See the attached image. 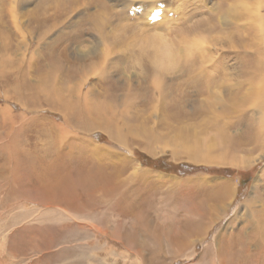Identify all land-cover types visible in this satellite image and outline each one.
I'll use <instances>...</instances> for the list:
<instances>
[{
	"label": "rangeland",
	"instance_id": "rangeland-1",
	"mask_svg": "<svg viewBox=\"0 0 264 264\" xmlns=\"http://www.w3.org/2000/svg\"><path fill=\"white\" fill-rule=\"evenodd\" d=\"M51 17L61 21L44 32L40 21ZM0 29L7 36L0 38L7 47L4 56L22 69L0 75V264H206L215 245L211 238L219 244V232L229 235L241 228L237 234L242 232V238L251 232L252 214H264V200L258 198L264 191V104L253 83L255 71H264V0H0ZM155 37L170 47L167 62L159 64L152 56ZM51 50L55 56L59 50L66 54L78 73L73 82L81 84L89 103L107 98L111 111L102 118L111 122L110 130L83 120L84 109L90 110L86 104L77 114L80 121L70 116L71 126L64 128L66 112L52 111L43 98L32 97L30 89L40 84L38 64ZM27 69L31 74L22 72ZM65 75L56 86L68 81ZM9 133L17 143L6 144ZM16 146L33 153L53 150L48 160L58 156L60 162L54 172L101 170L112 175L111 181H100L96 189L77 186L78 204L54 200L35 185L36 174L14 171L10 153ZM221 182L230 190L228 205L220 208L223 219L202 242L181 252L164 245L154 260L150 253L155 247L141 226L134 239L150 244L145 250L124 241L131 222L140 218L163 238L170 218L188 217L184 211L191 196L223 187ZM106 183L113 187L104 191ZM236 207V218L228 221Z\"/></svg>",
	"mask_w": 264,
	"mask_h": 264
},
{
	"label": "bare ground",
	"instance_id": "bare-ground-1",
	"mask_svg": "<svg viewBox=\"0 0 264 264\" xmlns=\"http://www.w3.org/2000/svg\"><path fill=\"white\" fill-rule=\"evenodd\" d=\"M10 14V13H9ZM12 14V13H11ZM12 17H10V22H14V18L13 15H11ZM51 16V15H50ZM105 16V15H103ZM107 16V15H106ZM101 17V15H100ZM98 17V18H100ZM45 18V17H43ZM46 19V18H45ZM57 17H54L49 22H41L40 21V25H41V29L44 28V32H49L51 30H53L58 24L59 21H61L60 19H57ZM6 20V19H5ZM9 20V19H8ZM100 20V19H99ZM4 21V20H3ZM94 22H99V21H94ZM5 24V23H3ZM15 25V23H12ZM36 25V24H35ZM4 26V25H3ZM10 26V25H9ZM32 26V25H31ZM34 26V24H33ZM32 26V27H33ZM6 27V26H5ZM13 27V26H12ZM31 27V28H32ZM257 27V26H256ZM19 28V27H18ZM13 29V28H12ZM1 30V29H0ZM8 30V29H7ZM13 31V30H12ZM18 31V30H16ZM37 31V30H36ZM35 31V32H36ZM256 32V31H255ZM258 32V31H257ZM17 33V32H15ZM1 40H3L4 38H7V36H4L3 33H1ZM15 35V34H14ZM13 35V36H14ZM254 35V34H253ZM257 35V34H256ZM256 35H254L256 37ZM38 37V36H37ZM41 37V36H40ZM12 38V37H11ZM22 38V37H21ZM158 38V37H157ZM155 38H152L150 40V45L153 47V58H155L156 62H158L159 64H161L162 62H167L170 58V47L163 42L162 40H159ZM73 38L71 37V40ZM183 39V38H182ZM10 40V39H9ZM7 40V42L9 41ZM70 40V42H71ZM188 40V38H187ZM186 40V41H187ZM256 41V40H255ZM37 42V41H36ZM63 42V41H62ZM66 42V41H65ZM69 42V41H68ZM189 42V41H188ZM259 45L260 43V38L259 41H256ZM255 42V43H256ZM6 43V42H4ZM64 43V42H63ZM190 43V42H189ZM9 44V43H7ZM37 44V43H36ZM39 44V43H38ZM33 45V44H32ZM70 45V44H68ZM255 45V44H254ZM29 46V45H28ZM6 46L5 45H0V75H6L5 70H8L10 68V70L12 69L13 71H20L21 72V68L16 65V62L13 60H10L7 56L9 55H5L6 53ZM16 47V46H15ZM63 47V46H62ZM257 47V45H256ZM259 47V46H258ZM14 48V47H13ZM28 48V47H27ZM60 48V47H59ZM67 48V47H66ZM70 48V47H69ZM260 48V47H259ZM25 49V48H24ZM34 49V48H33ZM37 49V48H36ZM35 49V50H36ZM68 49V48H67ZM14 50V49H13ZM34 50V51H35ZM66 50V49H65ZM58 51V50H57ZM60 51V55L55 56V52L56 50H51L48 54V58H45V62L41 61L38 65L41 66V70L38 71L37 75H40V84H38L36 87L30 89L31 90V94L32 97L36 96L40 101L41 98H43L44 101H46L48 103V105L51 107V110L54 111V109L57 107L61 112L68 114L66 116L63 115V119L64 122L62 123V126L65 128V126H68L72 123V121H69L71 118L70 116H72L73 119H75V123L80 121V118L77 116L78 112L80 110H82V108L87 107L86 105H89V109L90 110H86L84 109V113H86L85 117L83 120L87 121V120H91L92 122V126L97 128H100L102 130H110L109 128L111 127V122L109 123L108 118L107 119H103L102 116L109 115V112L111 111V104L109 103V101L107 100V98H104V100H100L102 102H98V103H89V100L91 99L90 97H88V95L86 94V96L84 95L85 93H82L81 88V84H74L73 82V77L74 75L77 76V70L73 69L72 65L68 63L63 50H59ZM58 51V52H59ZM260 51V50H259ZM259 51L257 52V57L255 58V60L258 61V57L260 58V54ZM15 52V51H14ZM24 52V51H23ZM32 52V50H31ZM26 53V52H25ZM7 54V53H6ZM18 53H16V56ZM21 54V52L19 53V55ZM29 54V53H28ZM27 54V55H28ZM33 54V53H32ZM68 54V53H67ZM30 55V54H29ZM34 55V54H33ZM37 55V54H36ZM23 56V55H22ZM28 57V56H27ZM69 57V54L68 56ZM25 58V57H24ZM38 58V57H37ZM28 59V58H27ZM27 59L25 61H27ZM31 59V58H29ZM28 59V60H29ZM103 59V58H102ZM101 59V60H102ZM42 60V59H41ZM98 60V59H97ZM97 60L95 61L97 64ZM71 61V60H70ZM73 61V60H72ZM106 61V60H105ZM29 65L28 67L30 68L32 66V61H29ZM255 62V61H254ZM24 63V62H23ZM27 63V62H26ZM251 63V62H250ZM73 64V63H72ZM36 66V64H34ZM78 66V65H77ZM75 66V67H77ZM93 66V65H92ZM254 67V66H253ZM26 68V67H25ZM89 68V67H88ZM95 69H92V71H94ZM104 71V70H103ZM22 72L26 73L28 72V74H31V70L27 69L23 70ZM255 72H257V74L255 75V91H256V97L259 100V102L261 104H264V71L263 68H258ZM104 73V72H103ZM17 74V73H16ZM27 74V75H28ZM66 74V75H65ZM99 74L102 76H104V74H101L99 72ZM251 74V73H250ZM20 75V73H19ZM18 75V76H19ZM25 75V74H23ZM26 75V78H27ZM65 75V77L67 78L68 81H66L65 79V83L64 85L60 84L59 86H56V84L58 83L57 80L63 78ZM97 75V74H95ZM246 75V74H245ZM249 75V74H248ZM247 75V76H248ZM22 76V73H21ZM36 76V75H34ZM89 76V75H88ZM254 76V75H253ZM252 76V77H253ZM14 76H12L13 78ZM16 77V76H15ZM24 77V76H23ZM29 77V76H28ZM83 77L84 82L87 81V73L84 72L83 75L81 76ZM80 77V78H81ZM90 77V76H89ZM3 78V77H2ZM1 78V79H2ZM38 79V77H36ZM78 79L81 80V79ZM105 79V77H103ZM102 78V79H103ZM251 79V77H249ZM4 79V78H3ZM23 79V78H22ZM20 80V79H19ZM24 80V79H23ZM25 81V80H24ZM57 82V83H56ZM76 83V82H75ZM16 90V89H15ZM254 94V92H253ZM15 95V93H14ZM18 95V93H17ZM16 95V97H17ZM252 95V94H251ZM102 96V95H101ZM104 96H102L103 98ZM24 98V97H23ZM48 101H47V100ZM87 99V101H86ZM27 100V99H26ZM86 101L87 103H83ZM96 100V99H95ZM99 100V99H98ZM97 100V101H98ZM91 101V100H90ZM94 102V100H93ZM258 102V101H257ZM24 103V102H23ZM31 103V102H28ZM33 103V102H32ZM23 105V104H22ZM21 105V106H22ZM37 105V103H34L32 106ZM55 105V106H54ZM58 105V106H57ZM28 106V104H27ZM26 109L29 110V107H26ZM25 110V109H24ZM86 110V111H85ZM82 112V111H81ZM107 112V113H106ZM114 112V111H113ZM20 114V113H19ZM22 114V113H21ZM24 114V113H23ZM91 115H95L94 117H91ZM21 116V115H20ZM24 116V115H23ZM83 116V115H82ZM111 116V115H110ZM109 117V116H107ZM113 117V116H111ZM178 118V117H177ZM23 119V117H22ZM110 119V118H109ZM112 120V119H111ZM44 121V120H43ZM42 121V122H43ZM82 121V120H81ZM261 121V120H260ZM52 122V121H51ZM61 122V121H60ZM113 122V121H112ZM116 122V121H115ZM19 123H21V120L19 121ZM18 123V124H19ZM28 123V122H27ZM45 123V122H44ZM90 124V123H88ZM20 125V124H19ZM29 125V124H28ZM46 125V124H45ZM91 125V124H90ZM39 126V124H38ZM62 126H58V128L56 130L59 131H63V127ZM71 126V125H70ZM90 126V128L92 127ZM110 126V127H109ZM15 127V126H14ZM46 127V126H45ZM48 127V126H47ZM46 127V128H47ZM76 127V126H75ZM89 128V126H87ZM92 127V128H93ZM109 127V128H108ZM56 128V127H55ZM96 128V129H97ZM263 128V127H261ZM70 129V128H69ZM83 129V128H82ZM47 130V129H46ZM54 131V129H52ZM91 130V129H90ZM262 130V129H261ZM15 133H17V129L15 130ZM85 131V129H84ZM257 131V130H256ZM52 132V131H51ZM69 132V131H68ZM67 132V133H68ZM72 132V131H71ZM263 132V131H262ZM257 133V132H256ZM108 134H111V132H108ZM117 135V134H116ZM258 135V134H257ZM264 135V134H263ZM262 135V136H263ZM261 136V137H262ZM4 137V136H3ZM61 137V136H60ZM260 137V136H259ZM59 138V135H58ZM75 138V137H74ZM77 138V137H76ZM17 139V136L13 133H9L8 134V140L9 142L6 144L11 143L10 141H15ZM7 140V141H8ZM58 141V139H55ZM60 140V138H59ZM16 142V141H15ZM17 143V142H16ZM39 144V143H38ZM56 144V143H55ZM58 144V143H57ZM60 144V142H59ZM16 145V144H15ZM19 146V145H18ZM57 146V145H56ZM91 146H95V145H91ZM11 147V145H10ZM60 148V147H59ZM96 148L99 149L98 146H96ZM58 149V148H57ZM13 150V149H12ZM60 150V149H59ZM97 152V149H95ZM3 151V150H2ZM39 151V150H38ZM53 150H41L40 152H35L32 153L27 151V149L25 150L24 148H18L17 146L15 147V150L13 151V153H10L11 156H13L14 158H12V162H13V168L14 171L15 169L17 170H24L26 172L32 173V174H36V178H37V186L42 187L43 189H45L48 193H50L51 195L54 196V200H61L64 202L72 201V202H77L78 204V199H79V195H77L76 193L79 192L77 191V186H80L79 189L84 188V190L86 189H96V186L98 183L100 184V181L102 180H109L110 177H112L111 174H109L108 172L104 173V172H100L101 170L99 168L100 171H91L89 169L84 170L79 168V169H73L72 171L67 172V170L65 171L66 173H60V172H54L52 171V169H58L57 163V158L58 156H56L57 158L53 159V160H48V158L51 156V158H53L52 155H54V151ZM82 151V150H81ZM99 151V150H98ZM59 152V151H58ZM135 152V151H134ZM133 152V153H134ZM115 153V152H114ZM117 153V152H116ZM84 155V154H83ZM89 155V154H88ZM47 156V157H46ZM49 156V157H48ZM109 156V155H108ZM120 156V155H119ZM94 157V156H93ZM50 158V159H51ZM61 158V157H60ZM68 159V158H67ZM107 160V159H106ZM60 161V160H59ZM66 161V160H65ZM69 162V161H68ZM73 162V161H72ZM123 162V161H122ZM64 163V162H63ZM66 163V162H65ZM127 163V162H126ZM64 165V164H63ZM69 165V164H68ZM132 165V164H131ZM65 166V165H64ZM18 167V168H16ZM70 168V167H69ZM106 168V167H105ZM36 169V170H33ZM65 169V168H64ZM62 169V170H64ZM111 169V168H110ZM61 170V169H60ZM107 170V169H106ZM122 170V169H121ZM136 170V169H135ZM11 172V171H10ZM16 172V171H15ZM53 172V173H52ZM115 173V172H114ZM119 173V172H118ZM113 174V172H112ZM6 175V174H5ZM115 175V174H114ZM118 175V174H117ZM138 177V176H137ZM114 178V177H113ZM111 181V179H110ZM113 181V180H112ZM185 181V180H184ZM115 182V181H113ZM102 183V182H101ZM105 183V182H104ZM108 183V182H107ZM106 183V184H107ZM223 182H221L220 184L222 185ZM225 183V182H224ZM223 183V184H224ZM183 184V183H182ZM227 184V183H226ZM224 184L223 187H220L219 185H216L215 187H213V189L209 190V192H205L202 196L201 194H195V196H191L190 197V205H188V208H186L187 210L184 211V214H187L188 217L185 218L184 220H182V218L179 217H172L170 219H172L171 224H169V229H167V231L165 232L164 230H162V235L163 238H160L158 235L159 233H157L156 230H152L149 229V222L145 221V220H141L138 219L137 223L131 222L130 228H128L126 230V232L123 235L124 241H126V243L130 246L134 245L137 248H139L140 251H143L146 249L147 245L151 244V247L154 246L155 248L152 250V252L150 253V255L152 256V258L155 260L159 257V255L163 254V252H161L162 247L165 245L168 247V245H170V248L173 247L176 248V250L178 251H185L186 249H190L192 248L193 244L195 243V241L198 242H202L204 240L205 235L208 233V230L214 226L215 224H217L218 222H220L222 219L220 218L219 215V210L220 208H222V206H225V203L229 196H230V190L228 188V186ZM196 185V184H194ZM113 186H109L108 184L105 186L104 189L102 190H110ZM198 187V186H197ZM100 188V187H99ZM194 188V187H193ZM115 189V188H114ZM264 189V188H263ZM26 190V188H25ZM92 191V190H91ZM199 191V190H198ZM204 191V190H203ZM202 191V192H203ZM196 193V192H195ZM262 195L258 196L259 199L264 200V191H262ZM77 195L75 198L72 199V197L74 195ZM194 194V193H193ZM176 195V194H175ZM253 195V194H252ZM83 197V196H82ZM129 197V196H128ZM4 198V197H3ZM85 198V197H84ZM88 198V197H87ZM116 198V197H115ZM122 199V198H121ZM53 200V201H54ZM174 200V198H173ZM48 201V199H47ZM125 201V200H124ZM11 202V201H10ZM90 202V201H89ZM115 202V201H114ZM120 202V201H119ZM123 202V201H122ZM194 202V203H193ZM245 203V202H244ZM55 204V203H54ZM71 204V203H70ZM253 204V203H252ZM76 205V204H75ZM228 205V204H227ZM249 205V204H248ZM59 206V205H58ZM81 206V205H79ZM78 206V207H79ZM186 206V205H185ZM262 206V207H261ZM261 211L264 209L263 205L261 204ZM57 207V206H55ZM60 207V206H59ZM58 207V208H59ZM77 207V206H75ZM83 207V206H82ZM89 207V205H88ZM111 207V206H110ZM142 207V206H141ZM226 207V206H225ZM24 208V207H22ZM56 208V209H58ZM90 208V207H89ZM68 209V208H67ZM70 209V208H69ZM75 209V208H74ZM80 209V208H79ZM223 209H225L223 207ZM237 207L232 210V214L231 216L228 217V221H233V219H235V215L237 212ZM50 210V208H49ZM77 210V209H76ZM88 210V209H87ZM57 211V210H56ZM64 211V210H63ZM82 211V210H81ZM51 213L54 212L53 210L50 211ZM48 211V213H50ZM88 212V211H87ZM87 212H85L87 214ZM23 213V212H22ZM20 213V214H22ZM47 214L48 216L50 215L52 218V215ZM59 213V212H58ZM70 213V212H69ZM72 213V212H71ZM20 214H17L20 215ZM25 214V213H24ZM60 214V213H59ZM74 214V213H73ZM76 214V213H75ZM84 214V213H83ZM135 214V213H134ZM222 214V213H221ZM23 215V214H22ZM40 215V214H39ZM46 215V216H47ZM54 215V214H53ZM62 215V214H61ZM57 216V217H62V216ZM139 215V214H137ZM142 213L139 215L141 217ZM179 215V214H178ZM71 216V215H70ZM176 216V215H174ZM222 216V215H221ZM252 216H254V220L251 223L252 229L251 232L249 234H246L247 236L245 238H242V232H240V234H237L238 230L241 229L239 228L237 230V232L235 233H231L229 235H226V231H222L219 232L217 234L218 237V242H220L219 244L216 242L215 243V239L212 237V250H211V258L208 261H206L207 263L210 264H264V214L259 215V214H252ZM251 216V217H252ZM38 218V216H36ZM35 217V218H36ZM54 217V216H53ZM84 217H86V215L84 214ZM171 217V216H170ZM226 217V215H225ZM28 218V217H26ZM24 218V219H26ZM36 218V219H37ZM49 218V217H48ZM56 218V217H55ZM54 218V219H55ZM53 219V218H52ZM60 220H62L61 218H59ZM16 220V219H15ZM51 220V219H50ZM49 220V222H50ZM59 220V221H60ZM67 220V219H66ZM89 220V219H88ZM133 220V219H132ZM175 220V221H173ZM227 220V219H226ZM241 220V219H240ZM11 221V220H9ZM13 221V220H12ZM23 221V220H22ZM56 221V220H55ZM57 219V222H59ZM91 221V220H90ZM227 221V222H228ZM15 222V221H14ZM26 222V221H24ZM43 221H40V224L42 225H46L41 223ZM47 222V219H46ZM52 222V221H51ZM61 222V221H60ZM64 222V221H63ZM62 222V223H63ZM9 223V226L12 225ZM23 223V222H22ZM27 223V222H26ZM25 223V225H26ZM37 223L39 224V222L37 221ZM66 223V222H65ZM229 223V222H228ZM231 223V222H230ZM235 223V222H234ZM249 223V222H248ZM247 223V224H248ZM30 224V222H29ZM28 224V225H29ZM149 224V225H148ZM232 224V223H231ZM230 224V225H231ZM236 224V223H235ZM32 225V224H30ZM50 225V224H49ZM59 225V224H58ZM57 225V226H58ZM225 225V224H224ZM229 225V224H228ZM250 225V224H249ZM19 226V225H17ZM27 226V225H26ZM77 226V225H75ZM139 226H141L142 228V232L146 233V236L149 237L151 240V243H143L140 240L134 239L135 236V231L137 233L140 234L141 230L139 228ZM243 226V225H242ZM23 226H21L20 223V227L22 228ZM46 227V226H45ZM61 227V226H60ZM228 227V226H227ZM230 227V226H229ZM228 227V228H229ZM18 227H15V230ZM44 228V227H43ZM62 228V227H61ZM74 228V227H73ZM249 228V226H248ZM13 229V228H11ZM71 231V228H69ZM222 229V228H221ZM244 229V228H243ZM10 230V229H9ZM74 230V229H73ZM146 230V231H145ZM232 230V229H231ZM245 230V229H244ZM8 231V230H7ZM69 230L67 229V231H65L67 234H69L68 232ZM168 231H170L171 233L169 234ZM230 231V230H229ZM13 232V231H12ZM73 232V231H72ZM74 232H76L74 230ZM74 232L72 234H74ZM218 232V231H217ZM232 232V231H230ZM229 232V233H230ZM10 233V232H9ZM8 234V233H7ZM216 233H214L215 235ZM10 235V234H8ZM71 235V234H70ZM213 235V236H214ZM61 236H63L61 234ZM66 236V234H65ZM75 238L77 237V234L75 235ZM145 236V237H146ZM60 236L58 235V238ZM68 237V236H67ZM73 237V236H72ZM144 237V238H145ZM215 237V236H214ZM217 237H215L217 239ZM142 238V237H141ZM67 239V238H66ZM70 239V238H69ZM159 239H165V242H160ZM57 240V238H56ZM59 240V239H58ZM144 240V239H143ZM65 241H69L70 240H65ZM221 241L223 242V244L221 243ZM66 243V242H65ZM68 243V242H67ZM165 243V244H164ZM208 244V243H207ZM210 244V243H209ZM217 244V245H216ZM150 247V246H149ZM208 248L207 245L204 246V248ZM210 248V247H209ZM150 250V249H149ZM172 250V249H171ZM170 250V251H171ZM175 250V249H174ZM204 250V249H203ZM207 253H210V249H206ZM255 252V253H253ZM173 253V252H172ZM171 253V254H172ZM66 253H58V256L61 258V255ZM177 254V253H176ZM175 254V255H176ZM179 254V253H178ZM57 255V254H56ZM54 255L55 260H57V256ZM65 255L62 256V258L65 257ZM170 255V254H169ZM173 255V254H172ZM53 258V260H54ZM207 258H205L206 260ZM62 260V259H61ZM158 260V259H157ZM204 260V261H205ZM57 262V261H56ZM155 262V261H154ZM53 263V262H52ZM159 263V262H158ZM30 264V263H29ZM36 264V262H35Z\"/></svg>",
	"mask_w": 264,
	"mask_h": 264
}]
</instances>
